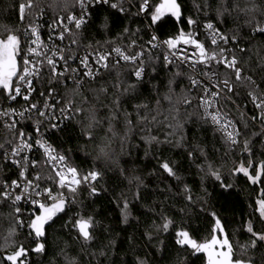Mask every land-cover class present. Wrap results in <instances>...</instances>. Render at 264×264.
Masks as SVG:
<instances>
[{
	"label": "trees",
	"instance_id": "1",
	"mask_svg": "<svg viewBox=\"0 0 264 264\" xmlns=\"http://www.w3.org/2000/svg\"><path fill=\"white\" fill-rule=\"evenodd\" d=\"M148 1L147 22L160 39L177 38L183 30L193 33L208 53L226 49L225 54L238 58L243 74L252 76L264 91V72L260 71L264 33L254 30L256 23L264 26V0H177L180 19L166 14L156 24L151 15L164 0ZM25 2L0 0V38L8 34L20 37L17 61L21 67L27 53L25 31L38 15L59 19L78 12L77 0H34L31 14L21 21L18 5ZM131 2L140 8L143 0ZM237 4L256 10L237 13ZM124 6L121 12L106 6L93 9L76 35L78 47L127 48L132 41L146 42L150 37L146 22L133 8ZM253 16L254 23H248ZM189 18L195 23L190 25ZM207 23L225 36L234 35L237 42L222 41L214 46L203 30ZM145 53L147 72L142 80L135 78L130 66H113L85 87L61 90L63 101H71L82 111L75 112L51 142L65 157L66 166L77 170L79 178L99 173L93 186L97 194L89 195L84 184L74 193L61 189L55 173L43 166L52 191L65 194L69 205L55 214L42 236L36 237L33 230L19 226L18 215L10 205L1 202L0 258L23 246L30 264H209V250L196 251L193 246L176 243L177 233L187 231L196 244L207 243L213 236L218 241L226 238L233 261L264 264V241L256 240L248 231L251 225L253 232L264 234V219L257 211V201L264 199V177L262 182L252 184L243 173H235L241 164L258 166L264 162L262 135L240 111L221 101L223 112L241 132L239 144L230 146L208 121L201 119L200 91L191 89L184 69H166L158 49ZM212 68L224 78L223 66L213 63ZM247 92V88L238 87L230 98L245 114L255 116L257 111ZM186 99L191 100L190 105L184 103ZM155 115L163 123H150ZM181 124L183 127H178ZM110 125L116 135L109 133ZM7 136L13 143L17 140V133ZM153 136L157 140H151ZM245 142L250 151H245ZM5 147L10 149L8 144ZM165 162L175 176L161 167ZM0 163L4 174L15 173L1 158ZM213 171L218 172L220 180L211 174ZM249 172L254 174L253 168ZM81 217L93 222L92 239L87 242L75 227ZM168 221L169 227L164 230ZM38 244L43 245V251H33ZM227 250L225 246L223 251Z\"/></svg>",
	"mask_w": 264,
	"mask_h": 264
},
{
	"label": "snow or ice",
	"instance_id": "2",
	"mask_svg": "<svg viewBox=\"0 0 264 264\" xmlns=\"http://www.w3.org/2000/svg\"><path fill=\"white\" fill-rule=\"evenodd\" d=\"M77 3L80 5L82 10V15L80 17L69 16L67 19L69 22H74L76 29H79L83 23H85V16L88 14V8L93 7L96 4H105L108 3V0H77ZM35 7L34 0H26L25 3H19L18 12L20 15L21 21L24 20L26 15L31 14V10ZM111 7L117 8V4H112ZM140 10L142 12H147L150 8L148 0H143V3L140 4ZM124 11L123 8L120 9ZM256 9L253 8H240L239 5H235V11L237 13H251ZM227 11V7L225 8V12ZM165 14H170L180 19L181 11L180 5L177 3V0H164V2L158 5L151 15V20L153 24H156L160 21ZM223 14V13H222ZM255 17L253 16L248 23H254ZM188 23L194 24L195 21L191 18L188 19ZM63 25V18L59 19L54 23L53 31H55V27ZM206 28L212 30L210 35L212 36L211 43L215 46L218 45V41H223L227 44L230 40L233 43H236V38L228 37L219 32L218 29H214V25L212 23H207ZM254 30L259 33H264V26L259 23L255 24ZM70 29L67 26H63V31L59 32L58 35L55 36V39H59L61 41L65 38V33L69 32ZM31 34L34 39L31 40L32 45L35 47H29L28 55L23 58V67H21L17 61V57L20 55L21 47H20V37L16 34H8L6 38H0V89L4 90L9 100H15L18 96L22 95L21 89L22 87L28 89V93L23 95V99L28 101L31 97V93L35 91L32 87L33 78L39 77L41 68L45 64L49 67L53 75V82L60 83L59 77H65V73L72 72L75 73L77 70L72 69L68 66V60L71 57H66L63 52V49L60 48H44L40 43V36L38 33V29L36 27H31ZM157 38L155 36L152 37L148 43L151 47H155L153 44ZM72 44L76 43L75 38L71 41ZM183 43L184 45H191L196 51L189 52L188 48H180L179 45ZM165 44L168 48V53L164 56V59L167 63L171 64L175 60H179L181 63H186L191 67H195L197 64H202L208 71L204 73L205 76L208 77L209 83L205 84L204 81L191 79V83L194 88H201L203 91V95L199 99V105L202 109L203 116L201 119L208 121L210 120L213 125L216 126L217 130L221 132L224 136L225 140L231 145H236L239 143L238 137H240L241 132L240 129L236 126V122L229 119L228 116L220 110L218 107L221 100L227 102L229 97L235 94L236 89L238 87L247 88L248 98L254 105L255 109L258 110V114L251 117L252 120L259 119L262 123H264V91L260 90V85L252 78L250 75H244L243 69L238 66L239 61L235 55L229 57L226 55V49H220L219 52L208 53L205 49L204 45L196 40L193 36V33H184L181 30L179 37L170 38L165 41ZM136 45V41H132V46ZM115 51L119 54L120 58L126 62L135 63L141 56H143V50L139 53H132L131 55L124 54L121 49L116 48ZM241 52H244L245 49H240ZM110 55V54H109ZM29 56H35L37 58L43 57V59H37L35 61L30 60ZM87 59L85 57L81 63L84 64L85 68H87ZM58 61H63L64 63V71L58 72L57 66ZM108 55L105 54H97L96 63L100 64L102 67L107 68L108 64ZM119 61H117L118 63ZM221 65L226 70V74L223 79H221L220 74L212 68V64ZM261 72H264V61H262V66L260 68ZM144 72V68L140 67L135 71V76L137 79H141ZM99 71L97 70L95 75H98ZM90 78H95V75L92 71H88L85 73ZM234 76V80L232 77ZM66 79V77H65ZM54 93V90H50L47 95L51 97ZM44 95V93H41ZM166 99H171L170 97H166ZM184 103L186 105L191 104V100H185ZM50 106L45 104V109L47 110ZM35 110L39 113L40 116L47 115V111H42L36 104H29L28 108L24 109V111L20 112L19 115L21 117L24 116L25 112H29ZM62 112H78L82 111V109H77L73 106L72 102L69 101L66 105V108L61 109ZM15 109H12L10 112L0 109V116H15ZM159 115V114H158ZM158 115L152 117V122L163 123L158 119ZM243 118V114H242ZM146 119V118H142ZM92 120H96L95 113L92 114ZM16 121L12 119L10 122L6 124L9 131L15 130ZM130 123V122H129ZM170 127V126H169ZM178 127H183V125H178ZM38 130V129H37ZM109 133L112 135H116L113 131L112 126H109ZM170 135V133H169ZM151 140H157L156 137H151ZM165 142H168L167 137ZM13 142L9 141L8 146L11 148V151H8L4 144H0V150H3L2 154H0V158L7 160L13 164L18 166H22L25 169L28 166V157L23 156L21 159H16L21 156V153L25 151V149H31L32 145L28 142V138L25 136L23 132L18 133L17 140L15 142V146H12ZM37 144L44 148L47 158L50 162H53V167L55 168L56 176L59 178V186L61 188L68 187L70 191L73 193L76 191L73 184H79L80 180L72 179L77 176V170L75 168H68L67 173L70 174L72 178L66 179V175L64 173V169L57 167L54 162H63L65 160L64 156L54 155L49 146L44 143L37 141ZM245 151H250L249 145L247 142L244 143ZM103 151V150H102ZM191 155V153H190ZM32 167L37 166L36 161L31 162ZM161 167L168 173L169 176H175V172L173 168L167 163H163ZM249 168H253L254 174L249 172ZM235 173H243L244 176L251 181L252 184H257L262 182V177H264V162L260 163L258 166H254L249 163L247 166L241 164L239 168L235 169ZM217 180H220V175L218 172L213 171L211 173ZM22 177L24 176V172L22 171L20 174ZM99 176L97 172H91L87 176L83 178L85 182L89 180L95 181ZM40 177L37 176L36 180H39ZM28 185L33 187L35 190V195L37 197L41 195H46L48 198L52 200H57L58 198L53 195L51 189H45L42 193L39 190V185H33L31 181H28ZM11 187L13 189L20 188V184L17 181H13ZM9 186L4 185L0 188V198L3 200H9L12 198V193L8 190ZM26 192L27 189H24ZM93 193H95V188L92 189ZM24 197L23 194H16L14 197L13 203L21 201ZM191 199V197H189ZM34 205H38L41 210V214L36 215L35 219H33L29 225V227L35 232L36 237H40L43 235V226L47 223L57 212L63 211L65 200L63 198H59L58 202L53 203L51 205H45L44 203H40L38 200L31 201ZM124 208H128V203L125 201ZM16 213H20V209H15ZM257 211L260 214V217L264 219V199H259L257 201ZM127 217L125 216V220ZM22 223V221H19ZM169 223L165 222L163 225L164 230H167L169 227ZM217 225L219 226V221H217ZM75 227L78 230L79 236L83 238L84 241H89L92 239L90 234V229L93 227V222L91 218H79L75 222ZM248 231L253 234V236L258 241H264V234L253 232L252 226L249 225ZM11 234V233H10ZM176 243L183 246H193L196 251L209 250L214 246L219 244L221 249H224L227 246V252L220 251L216 253L215 259H213L211 252L209 253V264H244L243 261H233L231 259V245H229L228 240L225 238L223 241H218L215 236L204 244H196L195 241L191 240L187 231H180L177 233ZM256 241H253V247H255ZM35 252L43 251V245L38 244L37 247L33 250ZM28 252L21 246L12 254H5L2 258H0V264L3 262H7V264H25L26 257ZM251 264V261L248 262Z\"/></svg>",
	"mask_w": 264,
	"mask_h": 264
},
{
	"label": "built area",
	"instance_id": "3",
	"mask_svg": "<svg viewBox=\"0 0 264 264\" xmlns=\"http://www.w3.org/2000/svg\"><path fill=\"white\" fill-rule=\"evenodd\" d=\"M132 0H108V3L105 4H96L93 7L88 8V14L85 16V21L87 22V19L93 9L96 7L100 6H106V7H111L112 4H117V8H113L115 10H118L121 12V8L123 5L124 7H131L133 8V11L135 14L142 19L144 22L147 24V29H148V34H149V39L144 42V43H138L136 42V45L133 47L132 44L129 47H113V48H102V49H81L77 45V40H76V35L80 31V29L85 25L83 23L79 29H76L75 23L74 22H69L68 17L69 16H75V17H80L82 15V10L80 5L78 4V12L71 14L67 17L63 18V25L62 26H57L55 27V31H53V26L54 23L57 22L59 19H52L49 18L45 14H40L36 17L35 21L33 22L32 25L28 26L26 31H25V39H26V44H27V53L26 56L28 55V49L29 47H35V45H32L31 40L34 39L35 37L32 36L31 34V27H36L38 29V33L40 36V43L44 48H60L63 49L64 52L63 54L66 57H71L68 60V66L72 69H76L77 71L75 73L68 72L65 73V77H59L60 83H54L53 80V75L49 67L45 64L41 68V72L39 77H34L33 78V85L32 87L35 89L31 93V97L28 101H25L23 99V95L28 93V89L22 87L21 92L22 95L18 96L14 101L9 100L5 91L0 89V109H3L5 111H11L12 109H15V116H0V144L7 145L9 142L10 137L7 136V134L12 133L16 134L18 136V133L23 132L25 136L28 138V142L31 143L32 147L31 149H25L24 152L21 153L20 157H17L16 159H21L23 156L28 157V166L25 169L22 166H18L16 164H13L7 160H4L1 158V161H4L5 164H8L9 170H12L15 172L14 174H9L6 173L4 174V170L1 167L0 163V188H2L4 185H8L9 188L8 190L12 193V198L9 200H3L0 198V203L3 201H6L12 209L19 208L20 213L18 215V224L22 228H26L28 231L32 230L29 225L33 219H35L36 215L41 214V210L39 209L38 205H34L31 201L32 200H38L40 203H44L45 205H51L53 203L58 202L59 198H63L65 200L64 205L67 206L69 205V200L65 194H62L60 192H55L52 191L53 195L56 196L58 199L57 200H52L48 198L46 195H41L37 197L35 195V190L33 187H30L28 185V181H31L33 185L38 184L39 185V190L43 193L45 189H51V184H50V178L44 174V169L43 166H46L48 169L52 170L55 175V168L53 167V162H50L49 159L46 156V153L44 151V148H41L38 144L37 141H40L44 143L45 145L49 146L52 153L54 155H59L57 152V149L51 142V137L61 128H63L69 121H71L75 115V112H62L61 109L66 108L67 103L63 101L61 90L65 87H85L95 81H97L99 78H101L105 72L113 67V66H130L133 68V74L135 76V71L143 67L144 72L142 75L141 79H137L136 76L135 78L137 80H142L146 76L147 72V65H146V60H145V50L147 49H158L162 53V59H163V64L166 69L170 70L173 69L176 66L181 67L184 69L185 73L189 75L190 77V85L191 89L193 91H200V97L203 95V91L201 88H194L191 79H196V80H201L204 81L205 84L209 83L208 77L204 75L208 69H206L202 64H197L195 67H191L186 63H181L179 60H175L173 63L169 64L165 61L164 56L168 53V48L167 45L165 44V41L160 39L154 32L152 26L147 22V17L150 11V8L148 9L147 12H142L140 8H135L131 2ZM149 5L150 2L148 1ZM151 6V5H150ZM63 26H67L70 31L65 33V38L63 41L59 39H55V36L59 34V32L63 31ZM204 32L207 34L209 39H212V36L210 35V32L212 30H209L206 28V25L203 27ZM259 33V32H257ZM155 36L157 39L153 41V44H155V47H151L149 45V41L152 40V37ZM75 38L76 43L72 44L71 41L72 39ZM222 41H218V44H220ZM217 46V45H215ZM180 48H185L187 47L189 52L196 51L191 45H184L181 43L179 45ZM116 48L121 49V51L124 54L131 55L132 53H139L143 50V56H141L135 63L133 62H126L123 59L120 58L119 54L115 51ZM97 54H105L108 55V67L104 68L100 64L96 63V58ZM110 54V55H109ZM227 55V54H226ZM88 57L87 59V68H85L84 64L81 63V61L85 58ZM30 60H37V59H43V57H35V56H29ZM117 61H119L117 63ZM92 71V73L95 75L97 70L99 71L98 75H95V78H90L88 75H85L86 72ZM57 71L62 72L64 71V63L63 61H58V66H57ZM50 90H54V93L51 97L47 95V93ZM41 93H44L42 95ZM232 96V95H231ZM230 96V97H231ZM229 97V102L234 108H236L238 111H240L254 126L258 129L260 134L263 137L264 140V123H262L259 119L257 120H252L251 117L247 114L244 113L243 110H241ZM200 99V98H199ZM223 101V100H221ZM220 101V103H221ZM220 103L218 107L220 110L223 112ZM29 104H36L42 111L46 110L45 109V104H48L50 107L46 110L47 115L45 116H40L38 112L35 110L25 112L24 116L21 117L19 115L20 112L24 111V109L28 108ZM198 106L199 105V100H198ZM254 106V105H253ZM200 111L203 115L202 109L200 108ZM257 114L258 110L256 109ZM228 116V115H227ZM229 119L233 120L231 117L228 116ZM12 119H14L16 123L15 130L9 131L8 127L6 124L10 122ZM234 121V120H233ZM208 123L223 137L225 140L224 136L221 134L220 131L217 130L216 126L211 123L210 120H208ZM238 127V125L236 124ZM239 128V127H238ZM38 129V130H37ZM238 140H240V137H238ZM226 141V140H225ZM16 142V141H15ZM15 142L12 144V146H15ZM227 142V141H226ZM228 143V142H227ZM230 146L234 147L237 146L239 143L236 145H231L228 143ZM8 151H11L10 149H7ZM3 150H0V154H2ZM36 161L37 166L32 167L31 162ZM57 167L63 168L64 173L66 175V179L72 178L69 173H67L68 167L66 166L65 162H54ZM24 172V176L22 177L20 174L21 172ZM6 172V171H5ZM39 176L40 179L36 180V177ZM87 176V175H86ZM57 177V176H56ZM85 176L82 178H79L76 176L75 178L72 179H78L80 180L79 184H73L72 187H74L76 190L79 188L80 184H84L88 187L89 195L93 196L97 194V191L93 193L92 189L94 188V182L96 181H91L89 180L88 182H85L83 180ZM58 180V185H59V178L57 177ZM17 181L20 184V188L13 189L11 187L12 182ZM60 187V186H59ZM61 188V187H60ZM24 189H27L25 192ZM61 189H64L66 191L72 192L69 190L68 187H63ZM16 194H23L25 198H23L21 201L13 203L14 197ZM16 212V211H15ZM19 221H22L20 223ZM30 259L27 256L25 260V264H30Z\"/></svg>",
	"mask_w": 264,
	"mask_h": 264
},
{
	"label": "water",
	"instance_id": "4",
	"mask_svg": "<svg viewBox=\"0 0 264 264\" xmlns=\"http://www.w3.org/2000/svg\"><path fill=\"white\" fill-rule=\"evenodd\" d=\"M165 15H166V14H165ZM165 15H164V16H165ZM164 16H163V17H164ZM65 209H66V206L64 205L63 211H65ZM63 211H60V213L63 212ZM53 218H54V217H53ZM53 218H52V219H53ZM52 219H51V221H52ZM51 221H49L48 223H45L44 230H45V228L51 223ZM90 233H91V229H90ZM215 247H216V246H214L213 248H215ZM213 248H212V249H209V253L211 252L212 257L215 258V257H216V253L220 252L222 249L220 248L219 251L214 252V251H213Z\"/></svg>",
	"mask_w": 264,
	"mask_h": 264
},
{
	"label": "rangeland",
	"instance_id": "5",
	"mask_svg": "<svg viewBox=\"0 0 264 264\" xmlns=\"http://www.w3.org/2000/svg\"><path fill=\"white\" fill-rule=\"evenodd\" d=\"M63 208H64V207H63ZM44 226H45V224H44ZM44 226H43V233H44ZM218 248H220V247H219V244L216 245L215 248H213V251H214V252H217V251H218ZM221 251H223V249H222ZM213 259H215V258H213Z\"/></svg>",
	"mask_w": 264,
	"mask_h": 264
},
{
	"label": "flooded vegetation",
	"instance_id": "6",
	"mask_svg": "<svg viewBox=\"0 0 264 264\" xmlns=\"http://www.w3.org/2000/svg\"><path fill=\"white\" fill-rule=\"evenodd\" d=\"M54 216H55V215H54ZM54 216H53V217H54ZM53 217H52V218H53ZM52 218H51V219H52ZM51 219H50L49 221H51ZM49 221H48V222H49ZM48 222H47V223H48Z\"/></svg>",
	"mask_w": 264,
	"mask_h": 264
}]
</instances>
